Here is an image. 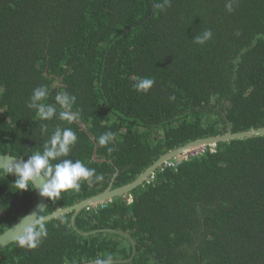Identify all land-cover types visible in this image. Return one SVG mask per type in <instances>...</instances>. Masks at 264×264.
<instances>
[{
	"label": "trees",
	"instance_id": "obj_1",
	"mask_svg": "<svg viewBox=\"0 0 264 264\" xmlns=\"http://www.w3.org/2000/svg\"><path fill=\"white\" fill-rule=\"evenodd\" d=\"M139 78L154 80L147 93ZM41 86L57 114L58 93L76 97L84 130L28 108ZM57 127L77 135L66 158L104 179L43 215L101 193L115 168L112 188L189 142L264 129V0H0V154L26 160ZM106 132L114 139L99 146ZM91 137L112 164L92 160ZM14 180L0 175V234L36 202ZM72 216L45 222L36 249L5 247L0 264H264V135L173 158L132 193Z\"/></svg>",
	"mask_w": 264,
	"mask_h": 264
},
{
	"label": "clouds",
	"instance_id": "obj_2",
	"mask_svg": "<svg viewBox=\"0 0 264 264\" xmlns=\"http://www.w3.org/2000/svg\"><path fill=\"white\" fill-rule=\"evenodd\" d=\"M160 7V5H156ZM229 11L232 5H226ZM211 30H206L202 35L194 36L193 41L197 44H204L212 37ZM154 80L151 78H139L134 85L137 91L147 93L152 88ZM49 95L46 86H41L33 90L29 109H34L41 121H50L57 117L69 124L77 121L79 112L73 110L76 97L64 92L55 96L56 104L61 111L57 114V108L53 104L45 103ZM47 131V125H41ZM114 139L112 132H106L98 138L99 146H108ZM77 142V135L70 127H57L51 134L43 147V151H37L27 159H12L11 163L4 169L7 176L15 177L12 184L15 192H25L29 190H39V195L46 201L57 200L61 194L68 190L79 191L82 183L89 185L100 182L104 179L102 174H97L96 170L87 167L82 161L66 158L69 156L72 146ZM111 151V149H108ZM53 161H59L53 163ZM3 167V166H0ZM4 172H0L3 175ZM101 205V204H100ZM2 212V211H0ZM45 218L35 215L30 223L23 229L16 243L21 248L36 249L43 238L47 236ZM111 257L107 260H96L94 264H110Z\"/></svg>",
	"mask_w": 264,
	"mask_h": 264
},
{
	"label": "water",
	"instance_id": "obj_3",
	"mask_svg": "<svg viewBox=\"0 0 264 264\" xmlns=\"http://www.w3.org/2000/svg\"><path fill=\"white\" fill-rule=\"evenodd\" d=\"M76 123L82 130L84 128L77 122ZM264 135V129H256L246 132H240V133H232L231 131L226 132L223 135L220 136H212V137H206L197 139L195 141L189 142L181 147H178L174 150L169 151L168 153L162 155L159 157L151 166H149L140 176H138L135 180L131 181L130 183H127L123 186L112 188V182L117 176L118 170L115 168L116 174L112 177L109 186L102 191L101 193H98L97 195H94L92 197H89L87 199H84L72 206H69L64 209L57 210L55 212H52L47 215H43L47 208L48 201H46L44 198H42L39 195V190L36 189L35 195H36V202L35 205L30 209L26 214H24L19 220L11 225L8 229H6L4 232L0 234V251L4 249L5 247L15 243L23 231V229L27 226L28 223H30L35 215H38L40 217H44V222H48L52 219H55L61 215L73 212L72 219L75 217V215L80 212L83 209H88L91 207H95L100 204H104L107 202H111L112 199L121 197L127 194L132 193L134 190H136L138 187H140L143 183H145L148 178L154 174V172L164 165L167 161L180 157L187 153H196L197 150H203V148L210 147V146H216L219 142H225L228 140H234V139H242V138H248L253 136H260ZM91 141L94 144V151L92 155V160L95 162H109L112 164L111 160H99L96 157V149L97 144L94 141V139L91 137ZM12 159L16 160H23V158H20L19 156H13L10 154H0V171H4V169L7 168V166L12 162ZM91 264V263H87Z\"/></svg>",
	"mask_w": 264,
	"mask_h": 264
},
{
	"label": "built area",
	"instance_id": "obj_4",
	"mask_svg": "<svg viewBox=\"0 0 264 264\" xmlns=\"http://www.w3.org/2000/svg\"><path fill=\"white\" fill-rule=\"evenodd\" d=\"M208 150H210V152H215V146H210V147H206ZM206 148H203V150H197L196 153H187V154H184L182 155L181 157L183 158V160H187L190 156H193V155H198L200 153H202ZM180 158V157H179ZM169 165H172V164H169ZM174 166V165H173ZM130 202V201H129Z\"/></svg>",
	"mask_w": 264,
	"mask_h": 264
},
{
	"label": "rangeland",
	"instance_id": "obj_5",
	"mask_svg": "<svg viewBox=\"0 0 264 264\" xmlns=\"http://www.w3.org/2000/svg\"><path fill=\"white\" fill-rule=\"evenodd\" d=\"M180 157H181V156H180ZM123 199H124L125 202L128 203L129 201H131L132 196H131V195H129V197H126V196H125V198H123Z\"/></svg>",
	"mask_w": 264,
	"mask_h": 264
}]
</instances>
